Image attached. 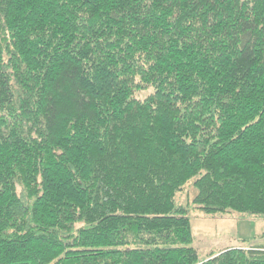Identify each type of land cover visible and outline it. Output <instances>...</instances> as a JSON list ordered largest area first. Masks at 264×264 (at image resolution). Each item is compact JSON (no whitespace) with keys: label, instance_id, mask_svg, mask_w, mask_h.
<instances>
[{"label":"trees","instance_id":"1","mask_svg":"<svg viewBox=\"0 0 264 264\" xmlns=\"http://www.w3.org/2000/svg\"><path fill=\"white\" fill-rule=\"evenodd\" d=\"M191 182L264 218V0H0V264H264Z\"/></svg>","mask_w":264,"mask_h":264},{"label":"rangeland","instance_id":"2","mask_svg":"<svg viewBox=\"0 0 264 264\" xmlns=\"http://www.w3.org/2000/svg\"><path fill=\"white\" fill-rule=\"evenodd\" d=\"M197 190L192 182L178 195V202L189 209L193 247L200 259L205 261L213 253L241 247L249 241V246L264 236V218L237 212L207 216L195 208ZM248 246V247H249Z\"/></svg>","mask_w":264,"mask_h":264}]
</instances>
